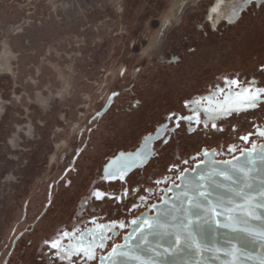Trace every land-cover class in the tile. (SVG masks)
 <instances>
[{
    "label": "rangeland",
    "instance_id": "374dc122",
    "mask_svg": "<svg viewBox=\"0 0 264 264\" xmlns=\"http://www.w3.org/2000/svg\"><path fill=\"white\" fill-rule=\"evenodd\" d=\"M222 1L218 11L229 12L241 0ZM213 3L0 0V262L54 192L34 245L87 194L94 164L133 147L153 129L148 121L160 127L167 111L180 113L182 101L216 74L264 60V17L256 29L244 16L236 27L219 21L211 31L205 19ZM249 55L258 59L247 62ZM111 96L114 103L97 117ZM178 136L166 151L188 156L199 148ZM72 160L75 174L68 171Z\"/></svg>",
    "mask_w": 264,
    "mask_h": 264
},
{
    "label": "water",
    "instance_id": "95a60500",
    "mask_svg": "<svg viewBox=\"0 0 264 264\" xmlns=\"http://www.w3.org/2000/svg\"><path fill=\"white\" fill-rule=\"evenodd\" d=\"M243 89L229 88L221 98L215 99L227 112L216 111V103L205 100V116L223 118L264 104V96L260 95L256 107L245 108ZM225 97L227 103H224ZM112 100L111 96L105 101L97 117L107 112ZM149 142H141L133 151H119L110 157L101 178L107 182H123L153 155ZM200 155L203 161L194 166V171L184 170L177 179L179 184L170 183L161 201L126 223L112 219L101 225H90L92 222L88 221L78 225L80 228L67 237L63 236L61 263L73 264L77 257L92 262L98 255L97 264H264V143L226 161L216 159L215 149L203 147ZM121 174L123 179L119 178ZM119 232H123L121 241L102 254L100 250L105 249L106 241H112ZM19 236L14 239L13 247ZM80 244L91 253L92 259L83 251L77 254Z\"/></svg>",
    "mask_w": 264,
    "mask_h": 264
},
{
    "label": "flooded vegetation",
    "instance_id": "af4514ba",
    "mask_svg": "<svg viewBox=\"0 0 264 264\" xmlns=\"http://www.w3.org/2000/svg\"><path fill=\"white\" fill-rule=\"evenodd\" d=\"M223 2L222 0H214V3L208 7L205 20L211 31H217L219 21L225 23L223 27L228 25L236 27L244 16L249 19L248 23L251 24L249 28L256 29L257 27L253 26L255 21L260 17H264V0H241L237 1L238 5L235 7H232L233 4H231L229 12L218 11V6ZM214 14L215 21L212 22L211 15ZM260 29L264 33V27ZM259 49L261 50L262 47ZM255 59H258V55H249L247 62L251 63ZM231 81H237V83L232 84ZM240 87H251V90L264 89V60L257 63L255 69H237L232 73L216 74L212 81L207 82L203 88L199 87L188 99L182 101V109L179 110L181 114L178 112L176 114L175 110L167 111L163 117L164 122L160 124V127L157 123L148 121V126L152 125L153 129L141 136L133 147L119 148L116 153L107 156L101 165L94 164L96 166L93 172L90 173H96L95 179L90 181L87 194H82L74 204H70L68 209L65 210L67 215L61 213L64 217H67L66 220L59 217V224L54 230L50 234L42 235L34 245L32 241L36 225L49 214L50 209L52 210L54 192L33 220L13 236L0 264H3L8 253L10 255L5 264H14V258L17 255L19 256L15 264H63L60 260L62 257L60 248L62 241H64V233L70 234L73 230L80 228L78 225L88 221L92 222L90 225L95 223L101 225L112 219L116 221L124 220L126 223L131 217L136 216L148 206L161 201V196L170 183L179 184L177 179L184 170H193L196 164L202 162L203 157L200 152L203 147L207 150L215 149L217 151L216 159L226 161L240 155L243 150H253L264 143V135H261L264 132V104L262 103L254 109L232 113L223 118L207 117L204 114L205 109L203 106H206L205 99L202 97L204 94H210L211 96L215 94V99H219L229 88L237 90ZM261 95L264 96V93ZM196 101L200 102L196 103ZM113 103L114 100H112L111 105ZM178 117H189L190 119L183 121V119L178 120ZM173 127H175L174 130ZM178 134L180 139H191L190 145L200 144L199 148L189 153L188 156H184L182 153L174 154L169 150L166 151L164 148L168 147ZM154 135L155 137H153ZM241 137H247V140L241 139ZM147 140L150 141L149 151L153 152V155L143 167L131 171L123 182L120 180L107 182L101 178L103 167L110 157L115 156L120 150L133 151L139 147L141 142ZM170 152L171 155L174 154V158L165 164L163 159ZM76 168V162L72 160L68 171L71 170L75 174L77 173ZM67 185L65 188L69 187ZM57 190L58 187L55 191ZM95 193L102 194V198L97 199ZM150 212L152 213V211ZM122 233L119 232L116 238H112V241L107 240L105 249L102 248L100 252L105 254L115 243L120 242ZM18 235L20 236L13 247V241ZM27 240L29 241L28 245L33 244L32 247H34L31 253L26 251L28 246L25 241ZM56 240L61 241L59 248L51 246L52 242ZM97 257L98 255L92 262H85L77 257L73 259V264H97ZM25 259H30V261L25 262Z\"/></svg>",
    "mask_w": 264,
    "mask_h": 264
},
{
    "label": "snow or ice",
    "instance_id": "6c2138e0",
    "mask_svg": "<svg viewBox=\"0 0 264 264\" xmlns=\"http://www.w3.org/2000/svg\"><path fill=\"white\" fill-rule=\"evenodd\" d=\"M231 83L232 84H236L237 81H231ZM220 91L222 92L223 90L221 89ZM262 93H264V89H257L256 92H252V90L250 88H244L243 89V94H246L245 101H244V107L245 108H249V107L254 108V107H256L257 102H258V99H259V96ZM237 95H242V94L241 93H237ZM203 99L207 100V102L209 104H212L213 102H215L216 105H217V107L215 109L216 111H223V112H227L228 111L227 109L224 108L223 104L220 101H216L215 100V94H213L212 97H207V98H203ZM199 102L200 101H196V103H199ZM224 103H227V97H225ZM169 119H171V117H169ZM177 119L180 120V119H190V118L189 117H178ZM213 127H215V125H213ZM261 135H264V132H262ZM241 139L247 140V137H241ZM232 150L234 151L235 149H232ZM119 171L122 172L123 169H121ZM111 175H113V177L115 176V174H111ZM119 178L120 179H123V175L121 174L119 176ZM200 179L203 180L204 177H201ZM191 182H194V181H191ZM95 195H96L97 199L102 198V194H100V193H95ZM200 195L203 196L204 193H200ZM133 223H137V222L136 221H133ZM144 223L147 224L148 221L145 220ZM151 228H152V225L149 224V230H151ZM67 235H68L67 233H64L63 234L64 237H67ZM60 243H61L60 240H56V241H53L52 242L51 246L53 248H59L60 247ZM80 251H83L84 255H86L89 259H92L93 258V256L91 255V253L83 246V244H80L79 245L77 254H79Z\"/></svg>",
    "mask_w": 264,
    "mask_h": 264
},
{
    "label": "bare ground",
    "instance_id": "6f19581e",
    "mask_svg": "<svg viewBox=\"0 0 264 264\" xmlns=\"http://www.w3.org/2000/svg\"><path fill=\"white\" fill-rule=\"evenodd\" d=\"M58 70V72L59 71H61V69H57ZM59 77L61 78V82H63L64 83V85L66 84V85H68L67 84V78H66V75H64V74H59ZM62 85V84H61ZM59 91H61V90H59ZM65 91V90H64ZM24 127V126H23ZM28 133H30V130L28 131Z\"/></svg>",
    "mask_w": 264,
    "mask_h": 264
}]
</instances>
